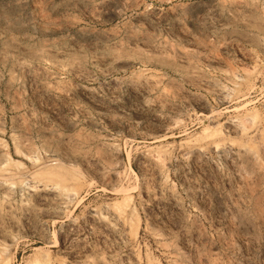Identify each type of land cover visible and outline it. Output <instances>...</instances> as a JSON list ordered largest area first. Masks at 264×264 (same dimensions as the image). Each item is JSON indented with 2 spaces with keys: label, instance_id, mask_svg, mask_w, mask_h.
Returning a JSON list of instances; mask_svg holds the SVG:
<instances>
[{
  "label": "rangeland",
  "instance_id": "374dc122",
  "mask_svg": "<svg viewBox=\"0 0 264 264\" xmlns=\"http://www.w3.org/2000/svg\"><path fill=\"white\" fill-rule=\"evenodd\" d=\"M0 264H264V0H0Z\"/></svg>",
  "mask_w": 264,
  "mask_h": 264
},
{
  "label": "bare ground",
  "instance_id": "6f19581e",
  "mask_svg": "<svg viewBox=\"0 0 264 264\" xmlns=\"http://www.w3.org/2000/svg\"><path fill=\"white\" fill-rule=\"evenodd\" d=\"M12 186V185H11ZM37 194V193H36ZM43 195V194H42Z\"/></svg>",
  "mask_w": 264,
  "mask_h": 264
}]
</instances>
